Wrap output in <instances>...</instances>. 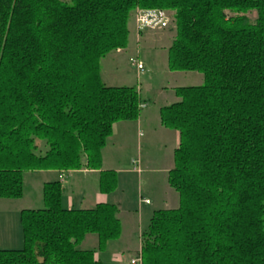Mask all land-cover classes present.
<instances>
[{
  "label": "trees",
  "instance_id": "16d2710c",
  "mask_svg": "<svg viewBox=\"0 0 264 264\" xmlns=\"http://www.w3.org/2000/svg\"><path fill=\"white\" fill-rule=\"evenodd\" d=\"M138 8L171 13L168 68L203 78L160 111L180 136L167 178L179 207L154 212L142 264H264V0H0V200L22 197L27 172L100 170L115 124L137 121L136 88L107 87L101 62L127 47ZM117 184L100 174L101 193ZM43 196L0 264H103L118 207L65 209L59 182ZM89 235L97 250H79Z\"/></svg>",
  "mask_w": 264,
  "mask_h": 264
},
{
  "label": "rangeland",
  "instance_id": "374dc122",
  "mask_svg": "<svg viewBox=\"0 0 264 264\" xmlns=\"http://www.w3.org/2000/svg\"><path fill=\"white\" fill-rule=\"evenodd\" d=\"M63 1L70 2L71 0ZM154 10L161 11L170 18V24L168 28L163 30H151L148 28L140 27L136 21L138 13L141 11L152 10L140 8L136 9L133 13L132 20L129 23L130 35L127 47L125 49H121L114 53H111L106 57V59L101 62V77L103 83L107 87L136 88L137 92L139 93L141 103H147L150 109H152L151 111H158V109L171 106L178 101L177 97L176 102L173 100V94L175 95L174 89L182 87L201 86L202 82L197 79H202V75L196 73H174L169 70L168 51L176 36V33L174 31L176 28L175 19L173 16H171V13L169 11L159 9ZM255 17L256 14H253L251 16V18ZM138 65H142L144 70L140 71L138 69ZM197 75H200L199 77L201 78H197ZM165 92H167L168 94H164ZM172 92L173 94H171ZM145 107L146 105L144 104L139 105L141 114L148 113L145 111L142 112ZM111 137L109 139H111ZM139 137L140 131L138 132L134 140L132 139V142L129 141L128 143H124L127 146V149L125 150L123 155L117 153V148L120 144L118 142H109L108 140L105 147L106 150H103L104 152H106L105 156L107 157L108 162H110L111 165H115L119 161L122 166L129 167L130 165L128 164L130 163H127L126 161L127 154H133L136 161L141 160L142 157L145 158L149 154V150L147 149L144 142H141L140 144ZM152 154L157 153L151 152V155ZM115 157L116 159H114ZM152 159L162 161L163 158L153 157ZM162 165L165 166L164 164ZM137 168V173L141 175L140 168L138 166ZM101 173L102 172L99 173V176ZM132 178L133 179L131 181H127V186L125 189L126 191L124 195L128 198H131V200L133 201V206L135 204V210H137L139 201V188L143 189V197H150V194L147 193L148 189H146L149 181L148 177H146V174L140 180L136 175ZM165 178L166 176L160 173L149 184L154 188V197L156 199H162V186L163 184H166ZM46 182L53 183L54 181L53 179L46 178V176L32 177L31 174L24 173L22 197L18 200L12 199L13 202L9 203L0 202V251H11V248H16L17 246H19L16 245V243L20 240L21 247H19L20 249L16 250H21L23 248V232L20 222L22 212L20 213L19 209H24L22 211L45 210L46 206L44 203L43 188ZM73 182L74 181L71 180L69 182V185H71ZM121 184H123V186L125 185L124 178L123 181L121 179ZM79 185L86 188L83 183H79ZM64 187L66 188L67 186ZM66 189L67 192L63 193L62 198V204L64 207L66 206L68 198L71 195V189ZM142 200L145 201L148 199ZM149 223H146L144 231L142 232V235L140 237H138V235H135L133 238L128 239L131 242L129 245H125L122 242H119L118 239L110 243L106 249L102 251L98 250L96 254L97 258H99L103 262V264H131V261L137 258L139 249L138 245L140 243L142 245V236L143 233L148 229ZM17 236L20 239H14ZM18 244H20V242H18ZM97 248L98 238L95 235L87 236L85 240L81 244H79L78 247L79 250L83 251L97 250Z\"/></svg>",
  "mask_w": 264,
  "mask_h": 264
},
{
  "label": "crops",
  "instance_id": "0c3cea01",
  "mask_svg": "<svg viewBox=\"0 0 264 264\" xmlns=\"http://www.w3.org/2000/svg\"><path fill=\"white\" fill-rule=\"evenodd\" d=\"M200 75H197V78ZM203 83L202 79H197ZM198 81V82H199ZM164 94H168L165 92ZM173 94V92L171 93ZM173 100L176 102V96L173 94ZM146 105L142 112H148L141 114L139 119L135 122L117 123L114 126V132L109 142H118L120 145L117 148V153L124 154L127 146L124 143L132 142V139L136 137L140 131L139 141L146 145L149 150V154L141 160H135L133 154H127L126 161L130 163L129 167H124L118 161L115 165H111L105 156V150L102 152V169L100 171H69V172H27L32 175V177L46 176V178L53 179V183L59 182L63 186V193L67 192L66 188H70L71 195L68 198L67 204L64 207L68 210H91L99 204H110L118 207V218L122 225V234L119 238V242L125 245H129L131 242L129 238H133L135 235L140 237L144 231L146 223H149L153 213L157 210H173L179 207V196L169 188L167 184V174L174 167L173 155L178 149L180 144V136L178 132H173L166 130L160 125V109L158 111H151L147 103L142 102ZM150 109V110H149ZM159 126V127H158ZM135 131V132H134ZM135 135V136H134ZM134 136V138H133ZM151 152H156L157 154H152ZM121 156V155H120ZM153 157L163 158L162 161L154 160ZM116 159V157L114 158ZM138 163V165H137ZM164 164L165 166H163ZM137 166L141 170V175L137 173ZM113 171L117 174L118 184L117 189L111 194H103L99 188L100 182V172ZM162 173L166 176V184H163V196L162 199H156L154 197V188L149 184L153 179ZM146 174L148 177V189L147 193L150 197H143V189L139 188V201L137 210H135V204L133 206V201L124 195L127 186V181H131L133 176H137L138 179H142ZM125 179V185L121 184V179ZM73 180L74 182L69 185V182ZM147 181V182H148ZM140 182V181H139ZM46 182L45 184H48ZM79 183H83L86 188L81 187ZM44 184V185H45ZM41 186V185H40ZM64 186H67L66 188ZM142 199H148L150 204H145ZM18 200V199H16ZM0 202H13L12 199H1ZM154 206V207H153ZM153 207V208H152ZM24 210V209H22ZM19 209L20 213L23 212ZM20 239L18 236L14 239ZM13 239V240H14ZM12 240V241H13ZM20 242V244H18ZM16 243V248H11V251H16L20 249L21 240ZM139 250L141 249V243L138 245ZM141 251V250H140Z\"/></svg>",
  "mask_w": 264,
  "mask_h": 264
},
{
  "label": "built area",
  "instance_id": "2783aa9c",
  "mask_svg": "<svg viewBox=\"0 0 264 264\" xmlns=\"http://www.w3.org/2000/svg\"><path fill=\"white\" fill-rule=\"evenodd\" d=\"M137 24L142 28L151 30H163L168 28L170 18L161 11H141L136 17ZM140 71L144 70L142 65H138ZM146 204H150L149 200H142ZM131 264H142V254L139 251L137 258L131 261Z\"/></svg>",
  "mask_w": 264,
  "mask_h": 264
}]
</instances>
